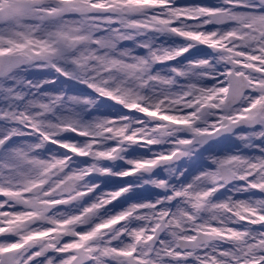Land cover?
<instances>
[{"label": "snow or ice", "instance_id": "snow-or-ice-1", "mask_svg": "<svg viewBox=\"0 0 264 264\" xmlns=\"http://www.w3.org/2000/svg\"><path fill=\"white\" fill-rule=\"evenodd\" d=\"M0 264H264V0H0Z\"/></svg>", "mask_w": 264, "mask_h": 264}]
</instances>
